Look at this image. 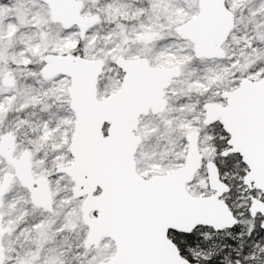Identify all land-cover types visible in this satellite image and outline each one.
Wrapping results in <instances>:
<instances>
[{
  "label": "snow or ice",
  "instance_id": "snow-or-ice-1",
  "mask_svg": "<svg viewBox=\"0 0 264 264\" xmlns=\"http://www.w3.org/2000/svg\"><path fill=\"white\" fill-rule=\"evenodd\" d=\"M0 264H264V0H0Z\"/></svg>",
  "mask_w": 264,
  "mask_h": 264
}]
</instances>
